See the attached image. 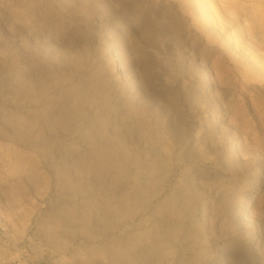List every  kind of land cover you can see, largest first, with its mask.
Instances as JSON below:
<instances>
[{
  "label": "rangeland",
  "instance_id": "1",
  "mask_svg": "<svg viewBox=\"0 0 264 264\" xmlns=\"http://www.w3.org/2000/svg\"><path fill=\"white\" fill-rule=\"evenodd\" d=\"M113 261L264 264V0H0V264Z\"/></svg>",
  "mask_w": 264,
  "mask_h": 264
},
{
  "label": "bare ground",
  "instance_id": "2",
  "mask_svg": "<svg viewBox=\"0 0 264 264\" xmlns=\"http://www.w3.org/2000/svg\"><path fill=\"white\" fill-rule=\"evenodd\" d=\"M244 212H246V210H245ZM119 240H120V239H119ZM120 242H121V241H120ZM117 243H119V242H117ZM122 243H123V242H122ZM116 245H118V244H116ZM119 246H120V245H119ZM112 247H113V246H112ZM116 247H117V246H115V247H113V248L115 249ZM121 248H122V247H121ZM118 249H119V247H118ZM120 250H121V249H120ZM114 251H115V250H114ZM118 251H119V250H118ZM121 252H122V251H120L119 253H121ZM117 253H118V252H117ZM119 253H118V254H119ZM119 255H120V254H119ZM121 255H122V254H121ZM121 255H120V256H121ZM111 261H112V260H111ZM120 262H121V261H120ZM110 263L113 264L114 261H113V262H110ZM110 263H109V264H110ZM116 263H117V262H116ZM118 264H119V263H118Z\"/></svg>",
  "mask_w": 264,
  "mask_h": 264
}]
</instances>
